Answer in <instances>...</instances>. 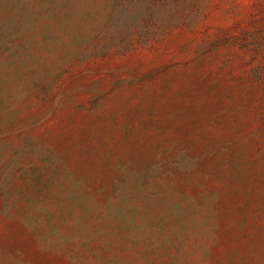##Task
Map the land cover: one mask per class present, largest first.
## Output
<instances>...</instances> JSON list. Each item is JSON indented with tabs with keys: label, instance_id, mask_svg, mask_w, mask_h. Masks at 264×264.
Segmentation results:
<instances>
[{
	"label": "rangeland",
	"instance_id": "374dc122",
	"mask_svg": "<svg viewBox=\"0 0 264 264\" xmlns=\"http://www.w3.org/2000/svg\"><path fill=\"white\" fill-rule=\"evenodd\" d=\"M0 264H264V0H0Z\"/></svg>",
	"mask_w": 264,
	"mask_h": 264
}]
</instances>
